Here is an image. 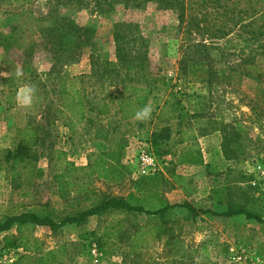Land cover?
<instances>
[{
	"label": "rangeland",
	"instance_id": "1",
	"mask_svg": "<svg viewBox=\"0 0 264 264\" xmlns=\"http://www.w3.org/2000/svg\"><path fill=\"white\" fill-rule=\"evenodd\" d=\"M202 1L188 0V17L198 19L200 28L187 34L179 28L175 12L159 9L154 2L127 12L117 7L103 15L91 10L89 0H0V32L12 31L17 39L15 49L4 52L0 47V217L35 212L59 220L101 198L129 193L187 203L197 211L192 216L175 207L163 218L117 211L56 230L13 229L0 233V264L24 255L29 261L23 264H36L33 258L48 250L55 251L56 261L50 264H264V220L242 212L264 215V35L251 33L264 24V0H207L206 5ZM56 16L92 25L93 51L109 61L115 60L113 23L127 19L139 24L149 42L146 71L152 79L144 83L152 93L139 115L122 119L117 113L114 97L122 88L92 74L89 47L75 63L60 62L52 68L39 30ZM200 39L213 43L210 62L204 65L215 74L197 76L201 71L183 70L180 59L191 53L186 41ZM31 42L37 43L34 70L26 80L20 50ZM248 58L259 64L260 74L244 75L243 61ZM55 76L84 101L86 120L73 130L65 125L68 115L59 81L52 80ZM11 87L7 105L3 97ZM106 102L108 112L98 114L99 105ZM235 122L243 128L230 147L239 144L242 150L227 157L222 137L237 129L226 133L223 125ZM164 127L168 130L154 139L152 134ZM97 129L105 139L95 137ZM24 139L33 141L31 160L12 168L6 152ZM194 147L203 163L178 164V156ZM105 151L118 154V171L106 172L107 178L96 171L89 174L90 156L93 161ZM144 151L154 157L153 166L141 162ZM65 160L73 163V170L65 168ZM104 163L113 164L107 158ZM119 171L122 176L117 178ZM91 232L108 244L98 249ZM10 233L21 236L22 244L5 248L3 237Z\"/></svg>",
	"mask_w": 264,
	"mask_h": 264
},
{
	"label": "trees",
	"instance_id": "2",
	"mask_svg": "<svg viewBox=\"0 0 264 264\" xmlns=\"http://www.w3.org/2000/svg\"><path fill=\"white\" fill-rule=\"evenodd\" d=\"M149 2H154L159 9L175 12L179 28L182 29L184 33L188 34L195 28H200L198 19L195 17H188V9H190L188 0H89L87 5L92 8L91 10L104 15L115 11L117 7H121L126 12L137 10L144 7ZM202 2L206 5L207 0H203ZM262 18L264 19V9L262 10ZM256 32L264 35V24L262 27H259L257 31H252L251 33L254 35ZM94 33L95 29L92 25H78L65 16L53 17L51 24L39 30L43 49L50 54V58L54 62L52 63V68L60 62L63 65L75 63L83 54L84 48L89 47L92 74L104 78L116 88H122V91L118 90L117 96L114 97L117 113L122 119H128L139 115L147 105V101L152 93V88L148 86L152 82L151 73L146 71L147 67L150 65L147 55L149 47L147 38L141 33L137 22L127 19L115 21L112 25L111 32L115 60L109 61L101 60L93 51L95 45ZM186 43V49L191 50V53H186L187 55H183L180 59V62L184 64L183 70H187L189 74L197 72L198 70L201 71L197 76H200L202 72H206L208 75L215 74L216 71L208 69V67L204 65L210 62L208 49L213 43L207 44L203 39L198 41H186ZM36 45V42H31L20 50L21 72L23 78L26 80L33 75L34 69L32 60ZM0 47L4 52L17 47V39L12 34V31L6 33L0 32ZM243 62L244 75L255 76L260 74L261 68L258 67L259 64L257 62L249 60V58L245 59ZM217 73L221 75L218 71ZM52 80L59 81L58 85L62 94V106L68 115L65 125L70 130H73L74 125L86 120L84 101L75 91L69 93L60 77L55 76ZM144 83L148 85H144ZM13 87L4 93L3 101L7 105L11 103ZM98 108V114H106L108 112V102L100 104ZM223 126L226 133L228 129H237V131H235L236 134L231 136L224 135L222 137L224 155L229 157L239 154L242 150L239 144H236L237 146L236 148L234 147L235 149H232L230 146L232 142L237 143V138H239L238 131L243 128L242 125L235 122ZM167 130L168 128L164 127L159 133H153L152 137L154 139L160 138ZM32 135L33 133L30 134V137ZM95 137L105 139L106 134L102 129H97ZM32 144L33 141L31 142L28 141V139H24L20 141L15 149L7 150L5 157L6 160L10 161L12 168L18 163L31 160L29 148ZM105 158L112 160L113 164L110 163L107 165L104 163ZM89 159L90 163L86 168L89 170V174L96 171L98 177L107 178L106 172L118 171V154L114 151L97 153L93 161H91V156ZM202 163V154L196 147L188 148L178 156V164L200 165ZM64 164L65 168L73 170L74 166L72 162L65 160ZM13 171L12 169V174H14ZM121 176L122 173L120 171L116 173L117 178ZM13 180L14 175L12 177V181ZM61 191L62 185L60 184L58 191L59 195ZM153 198V195L143 196L132 193H129L125 197L101 198L88 208L74 214L66 215L59 220H55L47 215L41 216L35 212L3 215L0 217V233L8 232L13 229L15 232L19 233L23 228H35L37 226H47L52 230H56L66 225L81 224L93 215L117 211L120 213L136 212L146 215H157L160 218L170 215L175 207L185 208L192 216H195L197 213L196 209L187 203L182 205L169 204L164 199L159 198L154 200ZM85 200H89V198L86 197ZM202 212L223 216L241 214L239 210H229L222 213H215L211 210ZM242 212H246V216L248 217L264 220V215L260 216L256 213H249L247 211ZM158 229L163 231L162 226H158ZM88 235L92 237L98 249H102L108 244L102 235H97L95 232H91ZM3 244L5 248L14 247L22 244V238L21 236L10 233V235H5L3 237ZM54 252V250L44 251L33 259L36 264H50L56 261ZM25 261H29V257L24 255L11 264H23Z\"/></svg>",
	"mask_w": 264,
	"mask_h": 264
},
{
	"label": "built area",
	"instance_id": "3",
	"mask_svg": "<svg viewBox=\"0 0 264 264\" xmlns=\"http://www.w3.org/2000/svg\"><path fill=\"white\" fill-rule=\"evenodd\" d=\"M140 159L144 165H154V157L145 151L141 153ZM253 184H255V182H253Z\"/></svg>",
	"mask_w": 264,
	"mask_h": 264
},
{
	"label": "clouds",
	"instance_id": "4",
	"mask_svg": "<svg viewBox=\"0 0 264 264\" xmlns=\"http://www.w3.org/2000/svg\"><path fill=\"white\" fill-rule=\"evenodd\" d=\"M148 111H149V110L146 109L145 112H144V115H147Z\"/></svg>",
	"mask_w": 264,
	"mask_h": 264
}]
</instances>
